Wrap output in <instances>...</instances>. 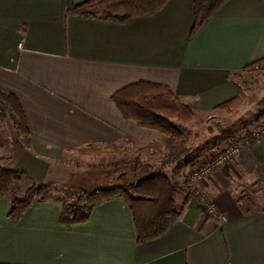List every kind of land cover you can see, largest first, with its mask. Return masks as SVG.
Listing matches in <instances>:
<instances>
[{"label": "crops", "instance_id": "obj_1", "mask_svg": "<svg viewBox=\"0 0 264 264\" xmlns=\"http://www.w3.org/2000/svg\"><path fill=\"white\" fill-rule=\"evenodd\" d=\"M89 1L0 0V90L18 100L30 131L27 147L7 119L0 158L31 185L69 187L79 157L164 151L161 134L118 111L113 96L122 89L166 86L208 112L237 98L241 73L264 61V0H229L192 38V0L127 23L69 15L70 5ZM114 8L104 14L123 15ZM262 172L264 137L203 185L215 214L191 200L167 234L143 244L122 197L74 225L61 222L55 200L13 223L11 197L1 198L0 264H264V195L236 191L259 188Z\"/></svg>", "mask_w": 264, "mask_h": 264}, {"label": "trees", "instance_id": "obj_2", "mask_svg": "<svg viewBox=\"0 0 264 264\" xmlns=\"http://www.w3.org/2000/svg\"><path fill=\"white\" fill-rule=\"evenodd\" d=\"M171 0H91L80 6L70 5L69 15L88 18L104 16L106 19L127 23L133 19L153 17L161 12ZM194 5V28L191 38L219 11L229 0H192ZM112 6H124L127 13L113 17L104 14V10ZM264 61L259 62L262 64ZM254 64V66L258 65ZM118 111L124 119L136 122L140 127L158 132L168 138L169 156L167 165L175 163L183 157L186 142H179L181 130L176 124L189 123L194 115L166 86L139 82L128 86L113 96ZM240 102L236 98L222 104L221 109L237 106ZM10 119L17 134L22 138L25 146H29L30 131L25 114L18 100L12 94L0 90V121ZM255 143V139H250ZM4 158H0V199L11 197L8 219L19 222L23 215L35 204L48 201L54 186L33 184L22 198L13 196V191L24 175L6 170L2 167ZM191 182L185 180L186 190L183 205L176 208L175 196L177 189L171 179L163 174L144 179L137 185L114 187L97 192H82L71 203H63L61 222L66 225L82 224L89 220L93 210L114 198L122 197L129 207L135 225L139 244L151 242L163 237L178 222L181 211L189 204ZM66 188H70L66 187Z\"/></svg>", "mask_w": 264, "mask_h": 264}, {"label": "rangeland", "instance_id": "obj_3", "mask_svg": "<svg viewBox=\"0 0 264 264\" xmlns=\"http://www.w3.org/2000/svg\"><path fill=\"white\" fill-rule=\"evenodd\" d=\"M111 12H119L125 15L127 9L124 6H116ZM239 84L241 89L237 98L240 99V102L236 107L232 106L228 109L217 107L208 112H200L188 106L194 115V119L189 123L176 124L181 130L179 142H186L185 152L179 161L167 165L166 162L170 152L167 147L168 138L165 136H163L164 151L160 153V150H158L155 159L142 157L136 152L135 155H132L134 152L129 151L126 152L130 155L123 157H79L76 159V165L80 169L75 171V177L70 184V188H53L48 200L60 201L62 204L71 203L82 192H97L114 187L135 186L144 179L163 174L171 179L177 189L175 196L177 209H180L183 205L185 193H182L181 189L186 190L185 180H189L191 182L190 201H198L205 205L209 213L212 205L206 201L209 198L203 192V185L214 172L229 166L252 143L250 142L249 146L239 150L231 162L226 163L204 180H194V170L205 167L221 153L233 146H238L248 137L255 140L264 137V63L244 70L240 75ZM6 120L0 121L4 123L0 128L1 136L9 133ZM160 154L162 155L160 156ZM5 162L6 160L2 163V167ZM153 162L156 163L154 170H147ZM122 164L125 166L122 168L124 172H120ZM262 174L264 175V172ZM124 175L126 176L122 178ZM261 182L259 188L252 186L250 190L249 188L245 190L243 186H239V190L237 188L236 191L240 193L247 192L249 196L259 191L262 192L260 195H264V176ZM30 186L32 185L28 180L21 181L14 188L13 196L22 198Z\"/></svg>", "mask_w": 264, "mask_h": 264}, {"label": "built area", "instance_id": "obj_4", "mask_svg": "<svg viewBox=\"0 0 264 264\" xmlns=\"http://www.w3.org/2000/svg\"><path fill=\"white\" fill-rule=\"evenodd\" d=\"M250 142L251 141L249 139L243 140L238 146H233L232 148H229L225 152L221 153L218 157H216L211 163L207 164L205 167H201L197 170H194V180L200 181L206 179L214 171L222 168L226 163L231 162L234 155L238 153L239 150H241L242 148L249 146ZM209 214H215V207H210ZM223 220H225V218H223Z\"/></svg>", "mask_w": 264, "mask_h": 264}, {"label": "water", "instance_id": "obj_5", "mask_svg": "<svg viewBox=\"0 0 264 264\" xmlns=\"http://www.w3.org/2000/svg\"><path fill=\"white\" fill-rule=\"evenodd\" d=\"M126 175H124L122 178H124ZM120 179V178H119ZM117 180V179H116Z\"/></svg>", "mask_w": 264, "mask_h": 264}]
</instances>
